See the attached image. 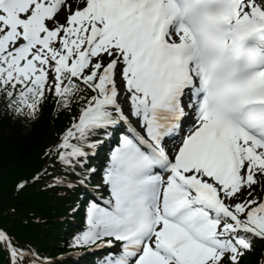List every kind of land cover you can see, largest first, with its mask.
<instances>
[{
	"label": "snow or ice",
	"instance_id": "1",
	"mask_svg": "<svg viewBox=\"0 0 264 264\" xmlns=\"http://www.w3.org/2000/svg\"><path fill=\"white\" fill-rule=\"evenodd\" d=\"M52 97L81 102L56 153L73 171L123 133L72 246L240 264L264 241V0H0V99L35 116ZM0 248L40 264L3 229Z\"/></svg>",
	"mask_w": 264,
	"mask_h": 264
},
{
	"label": "trees",
	"instance_id": "2",
	"mask_svg": "<svg viewBox=\"0 0 264 264\" xmlns=\"http://www.w3.org/2000/svg\"><path fill=\"white\" fill-rule=\"evenodd\" d=\"M73 103V110L68 111L52 97L32 116L14 111L0 99V229L12 237L15 246L34 254L40 264L94 261L90 255L78 263L68 257L57 258L71 249V236L85 230L86 210L93 202L89 193L69 182L85 172L91 179L98 178L88 172L89 163L101 165L106 147L97 146L95 157H88L82 170L73 171L59 162L60 139L81 102ZM21 181L26 182L25 187L17 189ZM262 257L264 241L255 240L240 264H259ZM45 258L51 261L43 263ZM9 261L8 253L0 248V264ZM24 264H32V257Z\"/></svg>",
	"mask_w": 264,
	"mask_h": 264
},
{
	"label": "rangeland",
	"instance_id": "3",
	"mask_svg": "<svg viewBox=\"0 0 264 264\" xmlns=\"http://www.w3.org/2000/svg\"><path fill=\"white\" fill-rule=\"evenodd\" d=\"M113 251V249H111Z\"/></svg>",
	"mask_w": 264,
	"mask_h": 264
}]
</instances>
